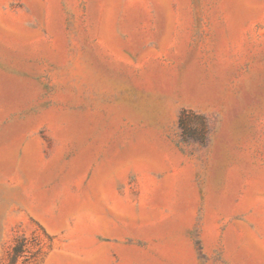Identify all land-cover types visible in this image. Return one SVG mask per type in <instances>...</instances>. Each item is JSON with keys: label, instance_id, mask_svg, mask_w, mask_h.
Returning <instances> with one entry per match:
<instances>
[{"label": "rangeland", "instance_id": "rangeland-1", "mask_svg": "<svg viewBox=\"0 0 264 264\" xmlns=\"http://www.w3.org/2000/svg\"><path fill=\"white\" fill-rule=\"evenodd\" d=\"M14 250L264 264V0H0V264Z\"/></svg>", "mask_w": 264, "mask_h": 264}, {"label": "trees", "instance_id": "trees-1", "mask_svg": "<svg viewBox=\"0 0 264 264\" xmlns=\"http://www.w3.org/2000/svg\"><path fill=\"white\" fill-rule=\"evenodd\" d=\"M191 119H196L199 121V128L198 129H193L192 126L190 125V120ZM180 125L181 129L183 131L184 135V140L187 142L189 139H199L200 142H203L205 138V133H206V122L204 117L200 115H196L194 113H187V111L182 112L181 118H180ZM196 135V138H193ZM16 253H18V250H14L13 255L10 258V264L15 263V258H16Z\"/></svg>", "mask_w": 264, "mask_h": 264}]
</instances>
